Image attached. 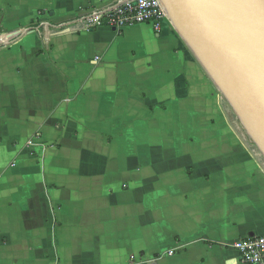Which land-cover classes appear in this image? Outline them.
Wrapping results in <instances>:
<instances>
[{
  "label": "crops",
  "instance_id": "crops-1",
  "mask_svg": "<svg viewBox=\"0 0 264 264\" xmlns=\"http://www.w3.org/2000/svg\"><path fill=\"white\" fill-rule=\"evenodd\" d=\"M118 1L0 0V264H243L264 161L169 20L85 27Z\"/></svg>",
  "mask_w": 264,
  "mask_h": 264
},
{
  "label": "water",
  "instance_id": "water-1",
  "mask_svg": "<svg viewBox=\"0 0 264 264\" xmlns=\"http://www.w3.org/2000/svg\"><path fill=\"white\" fill-rule=\"evenodd\" d=\"M161 2L264 161V0Z\"/></svg>",
  "mask_w": 264,
  "mask_h": 264
},
{
  "label": "built area",
  "instance_id": "built-area-1",
  "mask_svg": "<svg viewBox=\"0 0 264 264\" xmlns=\"http://www.w3.org/2000/svg\"><path fill=\"white\" fill-rule=\"evenodd\" d=\"M169 20L161 0H119L108 9L94 11L85 19V27L108 25L122 30L134 24H150L157 30ZM243 264H264V234H253L229 243ZM172 254L173 252H169Z\"/></svg>",
  "mask_w": 264,
  "mask_h": 264
},
{
  "label": "rangeland",
  "instance_id": "rangeland-1",
  "mask_svg": "<svg viewBox=\"0 0 264 264\" xmlns=\"http://www.w3.org/2000/svg\"><path fill=\"white\" fill-rule=\"evenodd\" d=\"M170 21V20H169ZM189 49V48H188ZM190 51V50H189ZM191 52V51H190ZM216 88V87H215ZM216 92L220 95V101H222V104L223 103H225V100H224V98H223V96H222V94L219 92V90L216 88ZM227 103H225V107L226 106H228V105H226ZM224 105V104H223ZM229 109V108H228ZM229 111H230V109H229ZM230 116H228L229 117V119L232 121V120H235L236 121V125H237V131H238V134L239 135H243V136H247L246 135V133L244 132V130H243V128L241 127V125L239 124V122H238V120H237V118H236V116L230 111ZM246 141H247V145H251L252 146V148L254 149V151L255 152H257L256 151V148H255V146H254V144H253V142L248 138V139H246Z\"/></svg>",
  "mask_w": 264,
  "mask_h": 264
}]
</instances>
